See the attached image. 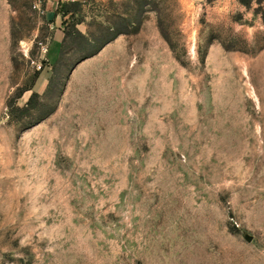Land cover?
Wrapping results in <instances>:
<instances>
[{"label": "rangeland", "instance_id": "rangeland-1", "mask_svg": "<svg viewBox=\"0 0 264 264\" xmlns=\"http://www.w3.org/2000/svg\"><path fill=\"white\" fill-rule=\"evenodd\" d=\"M245 1L0 0V264H264Z\"/></svg>", "mask_w": 264, "mask_h": 264}, {"label": "crops", "instance_id": "crops-1", "mask_svg": "<svg viewBox=\"0 0 264 264\" xmlns=\"http://www.w3.org/2000/svg\"><path fill=\"white\" fill-rule=\"evenodd\" d=\"M60 1L61 0H46V11L48 15L54 13L56 6L59 4ZM62 40H63L62 36L56 37L54 39V41H56L57 43H61V48H62V42H63Z\"/></svg>", "mask_w": 264, "mask_h": 264}, {"label": "trees", "instance_id": "trees-1", "mask_svg": "<svg viewBox=\"0 0 264 264\" xmlns=\"http://www.w3.org/2000/svg\"><path fill=\"white\" fill-rule=\"evenodd\" d=\"M242 2H244V4L248 5L249 3L245 0H242Z\"/></svg>", "mask_w": 264, "mask_h": 264}]
</instances>
